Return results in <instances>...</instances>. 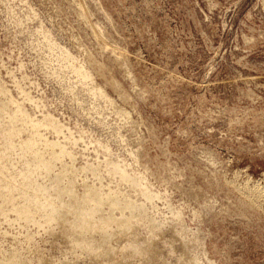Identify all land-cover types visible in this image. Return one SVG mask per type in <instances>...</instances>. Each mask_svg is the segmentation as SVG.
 <instances>
[{
  "label": "rangeland",
  "instance_id": "1",
  "mask_svg": "<svg viewBox=\"0 0 264 264\" xmlns=\"http://www.w3.org/2000/svg\"><path fill=\"white\" fill-rule=\"evenodd\" d=\"M262 194L264 0H0V264H264Z\"/></svg>",
  "mask_w": 264,
  "mask_h": 264
},
{
  "label": "bare ground",
  "instance_id": "2",
  "mask_svg": "<svg viewBox=\"0 0 264 264\" xmlns=\"http://www.w3.org/2000/svg\"><path fill=\"white\" fill-rule=\"evenodd\" d=\"M255 186V185H254ZM253 188V187H252ZM256 192V191H255ZM260 193V192H259ZM262 195H264V194H262ZM93 200L95 201V202H97L98 200H99V197L98 196H94L93 197ZM87 211V210H86ZM90 214V212H88V215ZM122 219H124V221H122ZM122 219L120 218V219H117L115 216H113V215H111L109 218H103V221L106 223V224H108V223H110V222H112V221H116V222H118V223H121V224H123V225H127L128 223H129V219L128 218H126V217H124V216H122ZM105 253L102 251V250H100V251H97L94 255L95 256H97V257H100V256H103Z\"/></svg>",
  "mask_w": 264,
  "mask_h": 264
}]
</instances>
